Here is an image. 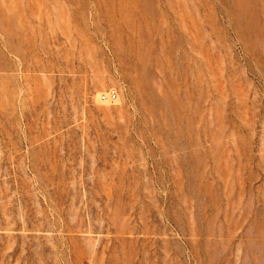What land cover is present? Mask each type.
<instances>
[{
	"label": "rangeland",
	"instance_id": "1",
	"mask_svg": "<svg viewBox=\"0 0 264 264\" xmlns=\"http://www.w3.org/2000/svg\"><path fill=\"white\" fill-rule=\"evenodd\" d=\"M0 264H264V0H0Z\"/></svg>",
	"mask_w": 264,
	"mask_h": 264
},
{
	"label": "built area",
	"instance_id": "2",
	"mask_svg": "<svg viewBox=\"0 0 264 264\" xmlns=\"http://www.w3.org/2000/svg\"><path fill=\"white\" fill-rule=\"evenodd\" d=\"M117 98V92L115 89L109 90L101 95L103 101H112Z\"/></svg>",
	"mask_w": 264,
	"mask_h": 264
}]
</instances>
